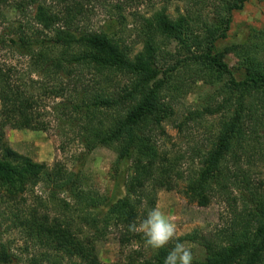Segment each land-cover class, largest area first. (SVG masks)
Returning a JSON list of instances; mask_svg holds the SVG:
<instances>
[{"label":"trees","instance_id":"trees-1","mask_svg":"<svg viewBox=\"0 0 264 264\" xmlns=\"http://www.w3.org/2000/svg\"><path fill=\"white\" fill-rule=\"evenodd\" d=\"M118 1L122 2L111 5L108 12L111 24L93 31L89 26L92 0H0V24L7 21L8 9L29 18L9 30L6 38L0 35V44L22 51L29 57L32 71L40 72L44 67L51 81L65 75V83L73 85L69 98L79 96L61 107L64 114L57 111L59 122L68 121L73 126L66 134L71 133L72 140L80 139L88 152L122 136L127 141L115 164L116 169L121 162L129 164L123 179L125 196L108 204L102 196L82 188L80 178L76 180L66 167L51 168L20 155L0 136V199L23 203L26 195L33 199L29 211L16 215L14 221L38 251L26 264H95L90 253L113 233L125 256L115 264H164L176 242L198 243L205 249V259L193 260V264H264V193L247 181L250 171L240 165L243 157L250 161L251 145L257 141L259 130H264V28L225 48L218 47L229 38L234 13L243 10L250 0ZM133 4H146L151 13L134 16L143 49L131 56L132 48L115 29L126 27L125 8ZM30 8L35 11L31 16L26 13ZM159 39L176 41L182 50L196 52L162 71L156 66ZM222 53H232L241 62L242 80L234 77ZM179 67L193 73L186 82L203 80L216 85L226 77L228 81L202 109L177 124L172 108L161 95L166 89L181 90L172 85L180 74ZM83 70H93L100 76L94 92H89L87 81L74 77ZM120 78L127 80L126 86L110 94L108 84ZM21 80L15 67L1 66L3 126L47 131L40 122L34 96ZM180 82L183 86V80ZM78 85H82L80 92ZM64 92L70 91L64 87ZM52 93L61 95L56 90ZM220 97L223 100L217 102ZM215 115H220L218 132L208 139L210 144L204 150L193 153L191 160L198 159V167L184 176L179 171V157L173 158L164 146L170 140L165 127L174 121L175 129L182 133L189 123ZM240 176L251 193L252 205L244 212L234 209L226 229L209 234L194 231L156 252L145 248L142 234L128 230L129 224L139 223L155 208L161 189L179 190L189 203L208 207L219 196L229 199ZM39 185L71 189L67 200L51 197L56 207L60 205V214L52 216L46 202L33 194ZM11 258L6 246L0 244V263L7 264Z\"/></svg>","mask_w":264,"mask_h":264},{"label":"rangeland","instance_id":"rangeland-1","mask_svg":"<svg viewBox=\"0 0 264 264\" xmlns=\"http://www.w3.org/2000/svg\"><path fill=\"white\" fill-rule=\"evenodd\" d=\"M92 0L91 5L94 11L89 15V26L93 31H100L110 23V16L108 12L116 5L118 0ZM114 7V6H113ZM175 5H173V8ZM126 10V27L121 26L115 29L119 32V38H124L125 42L132 48V55L139 54L143 49V41L138 34L137 25L134 22L136 13L140 15L146 14L150 16V11H147L146 4H141L138 7L128 6ZM8 19L6 22L0 24V35L9 34V30L14 29L20 22H26L27 19L21 12L14 9L6 10ZM34 9L30 8L26 13L31 16L34 14ZM150 12V13H149ZM170 14H174L170 10ZM135 16V17H134ZM117 20V17L115 16ZM28 22V21H27ZM264 28V1L250 0L243 8V10L234 13L233 22L229 31V38L227 41L220 42L218 47L225 48L227 45L237 43L239 40L247 38L253 30H261ZM115 31V32H116ZM4 40V39H3ZM164 41V42H163ZM159 47L161 50L157 53L156 66L162 70H168L175 66L178 60L186 58L190 54L196 52L195 49L188 53L181 49V45L176 41L159 39ZM225 62L231 69L234 77L242 80L244 70L241 62L232 53H222ZM3 64L11 65L17 70V77L25 88L34 96L37 102L38 112L40 114V122L44 123L47 131L42 130H26L18 129L11 126H3V119L0 116V136L4 141L20 155L29 157L35 162L44 163L51 168L57 165H62L75 175V179L80 178L81 187L87 192L96 193L107 200L108 204H112L125 196V189L123 186V179L126 176L129 164L121 162L118 169H116V161L121 149L126 145V137L110 141L97 147L94 151L88 152L83 147V142L79 139L72 140L69 135L71 126L68 121L59 122L57 120V111H61V107H65L70 101L78 97L69 98L72 93L73 85L65 83L67 78L65 75L60 80L49 79L45 75V68L39 71H32L33 66L29 57L24 56L23 52L14 47H5L0 44V69ZM180 69V70H179ZM180 71L178 78L175 79L172 85H176L181 90L177 91L174 88L166 89L161 95L162 100L169 105L173 112L176 123H180L187 118V115L196 110L202 109L209 97L216 95L217 90L221 88L225 82L228 81L226 77L222 82L216 85L206 84L203 80L197 81L193 84L192 81H187L193 74L189 70L177 68ZM31 71V74H30ZM73 75L80 77L83 83L87 81L90 85V91L94 92L99 85V77L93 70L79 71ZM30 76V77H29ZM31 78L32 80H30ZM63 78V79H62ZM70 78V77H69ZM183 80V86L181 82ZM22 84V85H23ZM127 84L125 78L114 79L112 83L108 84L110 94H114L117 88H123ZM43 86L45 88L43 89ZM80 86V87H79ZM64 87L70 91L64 92ZM79 92L82 85H78ZM77 87V88H78ZM58 91L61 95L58 97L56 93L50 94L51 91ZM63 93V95H62ZM79 100V99H78ZM223 97L216 99L221 102ZM1 109V101H0ZM63 118V117H62ZM204 121H193L185 127L182 133H179L173 122L168 124L165 128L170 136L169 141H165L164 146L167 151L172 154L173 158L179 157V171L186 176L191 170L198 167L199 160L192 161L198 149L204 150L214 134L218 132V120L220 115L214 117H205ZM77 125V124H76ZM70 138V141L67 139ZM250 150V161L242 158L240 165L246 172L250 171L247 181L259 191L264 193V130H259L257 141L253 143ZM242 172V171H241ZM243 174V172H242ZM79 182V181H78ZM79 183V184H80ZM246 185L244 177L240 176L237 179V184L232 187L228 194L229 199L224 196L215 198L208 207H200L198 204H191L186 197L178 191H167L161 189L157 193V202L155 207H159L165 215L174 222L176 226V239L181 238L187 234L199 231L204 234L215 233L217 230L228 228L233 219L232 211L236 209L238 212L248 211L249 205H252L250 196L251 193L244 188ZM33 194L39 197L43 202L49 213L60 214L61 208L56 207L57 204L52 203V196L60 199H68L71 195V189L64 187L63 189H54L39 185L33 191ZM25 203L23 202H9L0 199V244L6 246V251L12 256L11 262L7 264H26L29 257L38 253L35 250V243L29 242L24 233L14 226L15 216L25 214L29 211L33 204V199L30 195H26ZM40 200V202H42ZM50 200V203L48 201ZM53 210V213H52ZM186 248L190 249L193 254V260L202 261L205 259L206 251L198 243H185ZM125 256L121 255V250L116 234H109L105 240L99 241L92 252L90 253V260L95 264H115L124 261ZM2 264V263H0Z\"/></svg>","mask_w":264,"mask_h":264},{"label":"clouds","instance_id":"clouds-1","mask_svg":"<svg viewBox=\"0 0 264 264\" xmlns=\"http://www.w3.org/2000/svg\"><path fill=\"white\" fill-rule=\"evenodd\" d=\"M128 230L142 234L144 246L154 252L165 248L176 239V226L157 206L148 211L139 223L129 224ZM164 264H193V254L181 242H176L167 256Z\"/></svg>","mask_w":264,"mask_h":264}]
</instances>
